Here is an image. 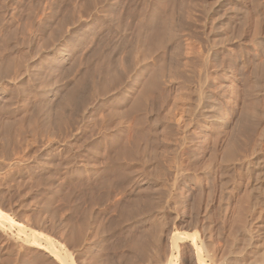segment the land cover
Listing matches in <instances>:
<instances>
[{
    "label": "rangeland",
    "instance_id": "1",
    "mask_svg": "<svg viewBox=\"0 0 264 264\" xmlns=\"http://www.w3.org/2000/svg\"><path fill=\"white\" fill-rule=\"evenodd\" d=\"M131 1L132 0H0V210L1 212L7 213L13 221L11 225L6 223L5 226H0V229H2L0 230V264H61L59 261L57 262V259L49 254V252L43 251L37 247H29L30 245L25 243L27 236H24L26 234L20 231V225L27 230L32 228L51 236L52 240L56 242L55 245L61 249L63 254L68 256L69 254L72 255L69 257L72 264H123L124 262V264H126L127 261L130 264V258L134 260L133 262L137 263V261H139L137 264H142V261L143 264H145V260L141 259L143 257L140 256V258L136 250H131L132 246L130 247L129 245L130 242L133 244L134 239L144 231V234H146L147 231L148 235L142 234L143 237L146 236L145 239L147 240L149 238L151 243L154 239V234H157V231H151L157 230V228L153 229V226L158 223L156 217L157 208L155 206L152 207L154 203L153 200L157 197L155 194H158V177L156 175L158 173L155 174V172L158 171L156 170V167L158 168L156 163H159L158 153L160 151L159 146H157L160 144L158 143L160 142V135L158 136V134H160V124L158 122L160 108L156 105L159 104L158 106H160L159 98L164 92L170 93L176 89L175 85H172L173 82H171L172 79H170L169 76V73H172L177 66L175 62H177V59L183 60L184 62L189 59L188 52H190L191 49L188 50V48L191 47V44L194 47L197 46V48L199 45L204 49L206 46L204 42L207 43V38H224L226 31L228 32L230 28L231 30L233 28L234 32L230 30L229 32L235 34L237 33V29L239 30L241 28L240 26H242L245 27L243 28V32L249 29V33L251 34L255 31H252V29L256 28L255 25L257 22L255 23V21L258 20V32L260 33L255 32V34L250 37L251 35L246 31L247 33L245 32L246 34L242 36L243 38L241 40L243 46L247 45L246 47L244 46L245 49L247 48L246 51L250 48V53L248 52L249 50L246 52L248 53L246 57L249 58H247V61L249 60L250 63L252 62L251 64L248 62L249 66L247 68H249V72L252 70L253 62L255 61L256 63L257 60L260 62L259 68L263 63L261 68L264 71V16L262 15L264 10H262L263 13L261 12V9H264V5L258 8L252 6L253 3V5H256V0H246L245 2L249 4H245L243 0L245 5L242 3V0H203L202 2L200 0V2L194 0V2L192 1L194 6L191 0L186 2L183 0L185 3L181 0H173L174 2L172 0H163L165 4L163 3L164 5L160 6V8H158V3H160V5L162 3L160 0H146L149 2L145 0H138L139 2L133 0L137 2V4ZM196 1L197 3H205L208 9L212 6L209 10L211 13L209 12V14L202 16L204 14L201 10L202 6H197ZM240 1L242 4H240ZM140 2L145 4L142 5ZM232 2H235L236 5ZM138 3L142 6H146V8L148 4L151 6L146 9L148 21L146 24L148 29L146 24L142 25V27H146V29H143L138 24L137 21L141 16H133V13L137 14L142 8ZM231 3L234 5L232 6ZM239 4L241 7L239 6L238 8ZM228 5H231L230 8L232 7V10ZM219 6L223 8V11L227 8L228 10L230 9L229 11L227 10V12H230L229 16H227L228 13L226 12H224V16H222L221 13L223 11L219 12L221 10ZM195 7H198L199 10ZM233 7L238 9L235 11ZM137 8L140 9L136 10ZM247 8L251 12L253 10V12L250 13ZM154 9H156L158 14ZM168 9L175 11L170 13L171 16L169 18L167 17L168 23L173 21L171 19H174L175 24H178L185 19V22L183 21L184 23H180L179 25H172L174 22L169 25L170 30H172L171 33H175V35L177 34V29L180 31L182 30V32L184 31L187 35L190 34V36L188 35L190 38H188L187 35L183 33L182 36L186 37L185 39H181L184 37L181 36L182 32H180L179 36L181 40L177 38L180 40L178 43L186 45H184L182 49L185 47L187 53H184L182 50L184 55L181 56L183 58L187 56L188 59H183L174 53L170 55L172 58L174 57V59L177 56L175 59L176 61L170 57L168 53L170 51L167 49L172 47H174L172 49H175L178 45L177 42L174 43L177 39L175 40L173 38L175 37L173 34V37L171 36L173 41L169 39L164 44L166 49H163V47H156L158 42L155 40L161 42L160 37L162 36V32L160 31L161 27H158V25H162L161 19L164 18L163 16H165V18L169 16V13H167L169 11ZM239 9L241 12H238L240 11ZM244 9H247V11ZM183 10H186L185 13L190 14V16L185 15ZM194 10L195 12L200 11L201 14H199V12L198 14L195 13ZM164 11L165 13H163ZM178 11H180L182 15ZM214 11L218 13L214 14ZM175 13L180 14L176 16ZM193 13L199 17L202 16V19L196 17ZM231 13L237 14L233 17ZM220 14L222 17H219L221 18L218 17ZM191 15L194 18L193 22L191 20L189 21V19H192ZM186 16L189 17V19H187ZM215 16L222 22L218 21V19H216L217 21L214 19L218 24L216 22L214 23L212 19L216 18ZM160 17H162L160 19L161 22L158 21ZM156 18H158V20ZM196 18L200 20L198 19L196 22ZM250 18L253 19H251L253 22ZM237 19L241 21L237 22ZM176 20H178V22ZM202 20L204 22H202ZM224 20L227 21V23H225L228 27L223 23ZM247 21L250 22L248 23ZM191 22L194 23L198 29H194L196 26L194 24L192 25ZM219 23L223 24V28L226 26L227 30L223 29L221 27L222 24L220 25ZM230 23L234 25L230 27ZM238 23L241 24L239 25ZM252 23H255V25ZM245 24H252L251 26L254 28L248 27V25L245 26ZM128 25H130L129 29L127 28L129 27ZM236 25L240 28L238 26L237 28ZM150 26H152L151 29H149ZM172 26L173 28L175 26V32H173L174 29ZM138 28L139 33L141 30H149L145 34L141 32V36L144 35L145 37L155 34L157 39L155 38L153 41L156 42V45H154L155 42L149 43L153 42L149 41V39L152 40L151 38L155 36H149L151 38L147 36L145 38L146 40L144 39L145 41L142 39L143 36H140L142 39V43L140 39V44L142 45L138 44L139 38H137L138 43L136 44V48L138 47L137 49H139L141 46L142 49H139V51L136 49L134 50L131 46L135 45L131 44H135L136 37L139 36H133V38L132 35L136 34L135 31H137ZM209 28L210 30H208ZM130 29H135V31L133 32ZM199 29L200 31H198ZM179 30H177V32ZM203 30L204 32H202ZM207 31L208 33L211 32V34H208ZM260 34L263 38H261ZM195 35L198 36L196 37ZM245 35H248L247 38ZM158 36H160V39H158ZM214 36L216 37L214 38ZM254 36L257 38H254ZM131 37L132 40L135 39L134 42L129 40ZM249 37L253 39L250 40L248 39ZM186 38H188V41H196V44L194 45L193 43L195 42L193 41L191 43L187 42ZM127 39L132 42H129L131 48L128 47ZM147 39L149 44H153L156 47L154 48V46H151L153 47L151 48L153 54L148 51L150 45L147 47ZM184 40L187 43H185ZM197 40H199V42H197ZM200 42L203 43L202 45H204V47ZM258 42L261 43L263 47L260 53L261 56L259 55L261 61L259 57L255 58L254 56V51L258 47ZM254 43H257V47H255ZM143 44L145 47H142L144 46ZM170 44L175 45L171 46ZM187 44L189 45L187 46ZM252 44H254V47ZM233 46L234 44L230 46L232 48L229 47L232 54L223 53L222 55L220 53V57H224L228 54L234 56H232V58L228 55L221 59V61L223 60L224 62L228 61V66L236 62V54L233 51L235 46ZM129 48L134 51V53L131 52ZM140 50H146V52ZM147 51L150 53L148 56L149 59L147 58L148 60L145 58V54H149ZM172 51L175 52V50ZM128 53L130 55L133 54V57L134 54H136L135 61L132 56L133 60L129 59V61L132 60L131 62L134 63L129 61V63H127L125 60L127 56H130L127 55ZM142 54L144 57H141ZM158 56L161 57L159 58L160 62L157 59ZM141 58H145L147 61L145 59L144 61L147 62L148 65H146L147 63L144 64L145 62L143 63V61L140 60ZM163 58L166 59L162 61L163 63L169 60L171 62L172 59L173 63L170 65V62H168V64L166 63L172 68L170 72L167 69L165 72L162 71L161 67L164 65L162 68L165 69L167 66L165 63L163 64L161 62ZM226 58L228 60H226ZM137 59H139L142 65L140 62H136ZM155 60L156 63H158L154 67L153 65L156 64L154 63ZM116 61L117 63H115ZM183 61L181 63H183ZM209 62L211 63V68L209 69L212 70V59H210ZM130 63L136 65L130 68ZM149 63H152V65L150 66ZM158 64H163L160 69L161 72H164L165 79L162 78L161 72V74H158L159 72L156 71L155 73H157L158 76L156 74L154 75L157 76L158 79L162 76L161 78L169 83H165L163 80L162 82L160 79L159 81L161 83L156 81L157 84L154 86L159 84L158 87H164L161 89L162 92L163 89L167 90L160 95L159 88H152L154 86H150L153 90L151 88L147 90L153 93H148L151 96L146 94V96L149 97L145 98L143 92L147 90L142 89L143 85L146 83V78L154 76L153 74L149 76V72H151L152 68L158 70L156 69L159 68ZM232 65L233 64L229 66V69L226 63H224L225 68L228 69H223V67L218 69L213 68V70L215 69L216 71L212 70L211 75V71L209 70V74L211 76L214 74L215 76L216 80L211 77L214 88L222 81L220 75H226H224L227 78L226 86L229 87L226 88L225 86V88L220 91L222 93V91L226 90V92L222 93V96L224 95L223 98L228 102L231 99L233 104L231 101L229 103L235 105L238 102V98L236 102L233 101L235 99L233 94L237 93L234 87L236 82L233 80L235 77L234 75H236L233 74L236 71V65ZM127 66H130L129 68L131 69L129 75L126 73V69H128ZM138 66H140V68ZM143 67H146V69ZM170 67L167 68L170 69ZM185 68H187V66ZM118 69L122 74L125 73V76L120 74L122 77H120L121 80L116 81V79H114V81H116V83H114L112 82L113 79L111 80L110 78L113 76L115 77V73ZM119 70L117 74L120 73ZM144 70L148 72L143 73ZM217 70H221V73ZM112 71H115L114 75L111 73ZM152 72H154V70ZM215 72L217 74L219 73V75H216ZM223 72L225 73L222 74ZM107 73H111L113 76L110 77L111 74L108 75ZM231 80H233V83H231ZM129 83L130 86H128ZM151 83L155 82H150V84ZM163 83H165L166 86H164ZM146 84L149 85L148 83ZM231 84H233L232 86L234 88H232L234 90H232ZM77 85H79V87ZM76 87L78 88L76 89ZM105 87L107 88L104 90L103 88ZM70 88L75 89V92L68 101L66 96ZM140 90L145 91L141 92ZM230 91H234L235 93ZM141 93L143 95H141ZM237 94H235V97L238 96ZM137 95L145 98H142L143 104L140 103L138 107L135 106L136 108L130 109V105L137 98ZM225 95L229 97V100ZM139 125H142L141 128ZM190 129V136L195 139L192 142L193 144H190L193 150L199 148L197 152H201L200 146H198L203 142V138L200 136L201 133L199 132L197 134L196 132L198 131L192 128ZM192 132L194 134H192ZM196 139H202L201 142L198 140L201 144ZM152 174H154V176ZM148 180L152 181L149 182ZM179 194H181L180 207H182L180 208V211L182 210L180 213H182L181 216H183V214L189 210L188 206L192 199H190V195L186 189H181ZM184 203L187 205V209L185 206L183 208V205H185ZM155 204L157 206V203ZM143 206H147V209ZM263 206L264 205H258L260 212L256 214V216L258 214L260 215L257 217L261 220H264V210H261V208L264 209ZM153 208L156 209V212ZM146 213L150 217H147ZM257 217L256 222L258 223L259 221L258 224H262V221L258 220ZM3 227H5V229ZM148 227L152 228L150 229ZM186 230L191 233H196L197 231L201 233L199 232L200 229L196 231L195 229L187 228ZM14 240L18 242L16 243ZM43 240L45 239H42V242L46 243V240ZM123 240H126L125 242L129 243V245H126ZM147 240L146 242H148ZM19 241L21 242V247ZM160 244L158 241L155 247L159 250V247H161V249L165 251V248ZM127 247H130V249H127ZM162 250L158 251L160 256L165 255V252L163 253ZM127 254H131L132 256H128ZM126 255L128 256L127 261L124 259ZM119 257H121L122 260ZM146 257H144V259L149 261V263L147 262L146 264L155 261L154 257V260L152 257H147L148 259ZM134 258L138 260L136 261Z\"/></svg>",
    "mask_w": 264,
    "mask_h": 264
},
{
    "label": "bare ground",
    "instance_id": "2",
    "mask_svg": "<svg viewBox=\"0 0 264 264\" xmlns=\"http://www.w3.org/2000/svg\"><path fill=\"white\" fill-rule=\"evenodd\" d=\"M139 1H141V0H139ZM139 1L137 0V2H139ZM160 1H162V3H161V5H160V3H158L159 4L158 8H160V6H163L165 4L163 2V0H160ZM181 1L183 3H185L188 0H184L185 2L183 0H181ZM192 1L194 2V0H191V3L194 6V3ZM200 1L202 2L203 0H200ZM245 1L246 0H244V3L247 4L248 2H245ZM131 2H134V4H137V2H135L133 0ZM146 2H149V1H146ZM235 2H232V3L235 4ZM140 3H138V4H140ZM150 3H151V1H150ZM196 3H197V1H196ZM219 3H221V2H219ZM242 3H243V0H242ZM242 3L240 1V4H242ZM143 4H145V3H143ZM156 4H157V2H156ZM158 4H157V6H158ZM202 4L203 3H197L196 4L197 6H199V5L202 6L201 10L204 13L202 16H204L205 14H209V12H210L209 10L212 6H210L208 9L205 3L203 5ZM234 4H232V6ZM240 4L238 5V8H239ZM253 4H252V6H256V8H258L259 6L264 5V0L263 1L262 0H256V2H255L256 5H253ZM136 6H138V5H136ZM149 6L150 5L148 4V7ZM220 6H219V8H220ZM228 6L230 8L231 5H228ZM128 8H130V7H128ZM147 8H146V6H142L141 9L140 8L136 9V10L140 9L139 10L140 12L137 11L138 12L137 14L133 13L134 17L135 16H141L139 18V20L136 17L138 20L137 22L140 25V27H142V25H145L148 22L147 21V15H146V9ZM161 8H163V7H161ZM195 8H197L199 10L198 7H195ZM214 8H213V10H214ZM224 8H225V6H224ZM238 8H234L235 11ZM220 9H219L220 10L219 12H222L223 8H220ZM247 9H244V10L247 11ZM154 10L156 12V9H154ZM187 10H189V9H187ZM225 10L221 13L222 16H224V14H223L224 12L228 13V15L227 14H225V15L229 16L230 12H227L228 8ZM262 10H264V9H261V12H262ZM185 11L186 10H183L184 13H185ZM248 11H250V10L248 9ZM127 12H129V11H127ZM155 12H153V13H155ZM172 12H175V11L169 10L167 12V13H169V16H166V18H165V16H163L164 17L163 19H161L162 17H160L159 20H158V18H156L160 22L162 20V22H161L162 25L161 26L158 25V27H161L160 31L162 32V36L161 35H160L161 37L158 36V39L161 38L160 39L161 42H159V40H155L158 42V44L156 45V42L153 41V39H155V38L157 39L155 34L147 35L148 37L149 36H152V37L155 36L154 38L149 37L152 39V40L149 39V41H153V42H149V43L155 42L154 45H156L157 48L163 47V49H166L164 46L165 42H167L173 36H175V37H173L175 40L177 38L180 39L179 35H180V32H182V30L180 31L179 29H177V30H179L178 31L179 33L176 30L177 34L175 35V33L174 34L171 33L172 30H170L169 24L174 22L172 25L176 26V25H179L180 23H184L185 19L183 20L184 22L183 21L180 22L179 19H181V18H179L178 20L180 23H178V24H175L174 19H171L173 21L168 23L167 20L171 16L170 13H172ZM178 12H180V11H178ZM181 12H182V10H181ZM194 12H195V10H194ZM198 12H199V14H201L200 11H198ZM198 12H195V13L198 14ZM238 12H241V10ZM252 12H253V10H252ZM252 12L250 11V13H252ZM148 13H150V12H148ZM156 13H155V15L158 14V13L157 14ZM163 13H165V11ZM195 13H193V15H196ZM217 13L214 11V14H217ZM179 14H176V16H178ZM221 14L218 15V17L221 16ZM235 14H237V13L232 14L233 17L235 16ZM94 15H96V14H94ZM155 15H153V16H155ZM163 15H165V14H163ZM181 15H182V13H181ZM185 15L190 16V14H187V13H185ZM185 15H183V16H185ZM262 15L264 16V13ZM202 16L199 17L196 15V17H199L201 19H202ZM186 17H184V18H186ZM207 17L209 18L208 15H207ZM221 17H219V18H221ZM240 17H241V15H240ZM251 17H252V15H251ZM199 18H196L195 21L197 22V20ZM219 18L216 17V18H213V19L211 18V19H212V21L214 19L215 20L218 19V21H221V20H219ZM187 19H189V17H187ZM193 19L194 18L192 16V19H189V21L191 20L193 22L194 21ZM251 19L252 18H250V20ZM154 20H155V18H154ZM178 20H176V21L178 22ZM215 20L213 21L214 23L217 21V20L216 21ZM263 20H264V17H263ZM169 21H170V19H169ZM239 21H241V20L237 19V22H239ZM192 22H191V24L193 25L194 23H192ZM202 22H204V21L202 20ZM208 22L210 23L209 20H208ZM225 22L227 23V21L224 20L223 23H225ZM261 22H263V21H261ZM97 23H99V22H97ZM226 23H225V25H227ZM255 23H256V25H255ZM255 23H252V24H254L256 28L251 26L252 24L251 25L247 24L248 27L254 28V29H252V31L255 30L251 34L249 33L250 32L249 29L246 30V31H248V34L251 35L250 37H252L255 34V32L260 33V32H258V28H259L258 20L255 21ZM238 24L240 25L241 23H238ZM130 25H128L129 26V27H127L128 29L130 28ZM182 25H180V26H182ZM233 25L234 24H231V26L230 25L229 26L232 27ZM247 25L245 24V26H247ZM175 26H174V28L172 26V28L174 29L173 32H175ZM222 26H223V24L221 25V27ZM237 26L238 25H236V27ZM146 27H147V24H146ZM146 27L145 28L142 27V28L146 29ZM151 27L152 26H150L149 29H151ZM227 27H228V25H227ZM240 27H239L240 28L239 30L236 28L237 29V33H235L236 35L232 33V32H234L233 28H232V30H231V28L229 29L230 31H232L231 33L229 32V30H228V32L226 31V35L224 36V38L213 39V37H211V35H210V37L212 39L207 38V43L204 42V44H206L205 47H204V45H202L203 43L200 42L201 45L204 47V49L201 48V46H199L198 43H197L198 48H197V46L194 47L191 44L190 48L187 47L188 50L191 49L190 52H188L190 54V55L188 54L189 59L187 58V56L184 58L181 56V55H184L185 52L187 53V51H185V47L182 49V47L185 44L181 45L180 43H178V42H180L181 39H185V37H186V36H182L183 33H185L183 31L181 33V36L184 38H181L180 40L177 39V41H174V43H176V42L178 43V45L175 47V49H172V48H174V47H172V48H170L171 50L170 49H167V50L172 52V53L168 52L169 55L174 53V54L178 55L179 57H181L183 59L186 58L188 60H185V62L182 60L183 63H181L182 61L177 59V62H175V64L177 63V66L174 69V71H172V73H171L170 70L172 68L167 65L168 62H170V60L168 62H166L167 64L164 62L167 66L165 67V69L162 68L164 66L163 65L164 63L162 61L166 60L163 58V60L160 59L163 64H160V65L158 64L159 68H156L158 70H155L154 68H152L151 72L153 70H154V72H152V73L149 72V76H150V74H153V75L156 74L158 76V74L162 73L161 75L163 77L162 76L161 77L164 78L163 73L165 72L166 69L169 70L170 75L169 74L168 75L170 76V79H172V81H171V82H173L172 85H175V88H176L175 91H173V92L171 91L169 93V92H164L167 89L166 90L163 89V92H164L163 93L161 89L164 87H162V86H161L162 88L158 87L159 84L157 86H154L155 84H157L156 81L161 83L160 81H162V80L164 81V79H165V78L162 79L161 77L158 79V77L155 75L152 77L151 76L148 77L149 79L146 78V83H148L149 85H147L146 83H144V85H143L142 89L147 90L148 88H151L150 86H154L152 88H156V87L159 88L160 95L163 93L159 98L160 106H158L159 102L157 103L158 105H156L157 107L160 108L159 119L157 118L158 122L160 124V134H158V136L160 135V142H158L160 144L157 146H159L160 151L158 153L159 156L157 155L159 157L158 158L159 160L157 159L159 161V163H156L158 165V168L156 167V170H158V171L155 172V174L158 173V174H156L158 177V179H157L158 180V183H157L158 194H155V195H157L158 198L157 197H156L157 199L155 198V200H157V201L153 200L154 203H153L152 207L155 206L157 208V216L156 215L155 216L158 219V223L155 224V226L157 225L156 227L153 226V229L157 228V230H151V231H154V232L157 231V234H154L153 240L151 239L152 243L149 240V238L147 240V239H145L146 236L143 237V235H148L147 231H146V234H144V232H145L144 231L142 233L143 235L140 234L141 236L138 235L136 237V239L142 237L145 240L142 238L137 239V240L134 239V243L131 244L132 242H130V245H129V243L125 242L126 240L125 241L123 240V241L126 243V245L128 244L130 247L132 246L131 250H136L139 257L142 256L143 258H141V257L140 258L142 260H145L146 263L147 262L149 263V261L144 259V257L147 256L150 258L152 257L153 260L155 258V261H154L155 263L152 261L154 264H264V222H263L264 220L258 219V217L260 216L259 214H258L259 216L257 215L258 217L256 216V214L260 212L258 209V205H261V206L264 205V71L261 68L263 63H262V65H260V68H259L260 62L257 60L258 62L256 61V63H255V61L251 59L252 61H254L253 62L254 64L252 65V70H250V72H249V70H248L249 68H247V67L249 66L248 64L250 62H249V60L247 61L248 57H246L247 56L246 54H248V53H246V52L250 48L246 51L247 48L246 49L244 48L245 45L243 46V43L241 40L243 38L242 36L244 34H246L247 32L246 31H245L246 33L243 32L244 31L243 28H245V27H242V26H240ZM139 28L137 31H135V29L134 30L130 29L133 32L135 31L136 34L138 33L137 35L132 33V34H134V35H132V37L133 36H135V37L139 36V37H136V41H135L136 43L135 44H133L132 42L129 41V40H131L134 42L135 39L132 40V37L129 40L127 39L128 40V47H130L131 45H135V46H131V47H133L134 50L136 49L138 51H139V49H142L140 46V45H142V44H140L141 37L143 36V38H142L143 40L147 37V36L144 37V35L141 36L140 33L144 32V34H145L149 31V30L142 31L141 30L142 28H141L140 29L141 31L139 33L138 32ZM195 28H197V26L194 27V29ZM147 29H148V27H147ZM156 29H158V28H156ZM211 29H213V28H211ZM223 29H226V26ZM208 30H210V28ZM217 30H218V28H217ZM220 30H222V29H220ZM127 31H129V30H127ZM198 31H200V29ZM202 32H204V30ZM202 32H201V34H202ZM207 33H208V31H207ZM172 34H173V36H172ZM194 34H197V33H194ZM208 34H211V32ZM158 35H159V33H158ZM184 35H187V34L185 33ZM188 35L190 36V34H188ZM188 35H187V37H188ZM195 36L197 37L198 35H195ZM245 36L247 38L248 35H245ZM245 36H244V38H245ZM260 36H261V34H260ZM215 37L216 36H214V38ZM250 37L248 39H250ZM137 38H139V43L137 42V40H138ZM188 38H190V37H188ZM188 38H186L187 42L191 43L193 41V42H195L193 44L194 45L196 44V41H194V40L188 41ZM201 38H200V40H201ZM254 38H257V37L254 36ZM258 38H259V35H258ZM261 38H263V37L261 36ZM142 39H141V43H142ZM252 39L253 38H251L250 40H252ZM186 41H185V43H187ZM129 42L132 44L129 45ZM146 42L148 43V39ZM146 42H145V44H146ZM197 42H199V40H197ZM137 43L140 44V45H138V46H140L139 49H137L138 47L136 48ZM149 43L146 44L147 47H148V45H150V48L148 49V51H150L151 54H153V51L151 49L153 47H151V46H154V45L149 44ZM181 43H183V42H181ZM245 43H246V41H245ZM233 44L235 46L233 51L236 54V55L234 54L236 56V62L234 61L235 64L234 63H231V64L236 65V69H235L236 71H235V73H233L236 75H234L235 77L233 80H234V82H236L235 83L236 85L234 86L235 90H236L235 92L238 93L237 94L233 91L235 94L238 95L237 97H235L236 95L233 94L234 95L233 97L235 99L234 100L232 99V100L234 102H236V99L238 98L237 99L238 102L235 105H232L233 103H232L231 99H230V101L232 104L229 103L230 101L228 102L225 98H223L224 95L222 96V93L226 92V90L222 91V93L220 91L223 88H225V86L227 85V78L225 77L226 75L224 74L225 72L222 73L225 76L220 75L222 78V81L219 84H217L215 86V88L213 87V84H212L213 80L211 79V77L213 79H215L214 74H213V76H211L213 68L218 69V68L223 67V69H228V68L230 69L229 66H231V64H229V66H228V64H227L228 61L224 62L222 60L223 61L222 62L221 59L228 56V55L231 56L230 54H232V53L230 52L229 47L232 46ZM254 44H255V47L258 46L255 50L256 52L254 51V56H255V58L259 57V60H260V58H261L260 53L262 52V49H263L262 44L259 42H258V44L257 43H254ZM254 44H252L253 47H254ZM256 44H257V46H256ZM166 45H167V43H166ZM172 45L174 46L175 44H172ZM188 45L189 44H187V46ZM171 46H169V47H171ZM252 46H250V47H252ZM142 47H145V45ZM156 47L154 46V48H156ZM130 48H129V50L134 53V51H132ZM230 48H232V47H230ZM144 49H147V48H144ZM129 50H127V51H129ZM172 50H175V52H173ZM182 50L184 51V53ZM140 51L146 52V50L145 51L140 50ZM142 52H140V53H142ZM248 52L250 53V50ZM129 53L127 55H130ZM220 53L222 55H223V53H226V54L230 53V54H228V55L225 54L226 56L220 57L221 56ZM60 54H61V52H60ZM65 54H67V53H65ZM146 54H145V56H146L145 58L149 59L148 56L150 55V53L148 55H146ZM135 55L136 54H134V57H133V54L130 56H127V59H125L127 61V63L131 62L133 59L135 61V57H136ZM131 56L133 57V59ZM254 56H252V57H254ZM141 57H144L143 54L141 55ZM170 57H171V55H170ZM176 57H175V59H176ZM145 58H141L140 60H142L144 63ZM159 58H161V57H159V56L157 57L158 61H159ZM129 59H132V60L129 61ZM172 59H174V57ZM172 59H171V62L169 63V65L171 63H173ZM210 59H212V61H213L212 70L209 69V68H211L210 67L211 63L209 62ZM156 60H155V62L154 61L153 62L156 63ZM226 60H228V59L226 58ZM137 61L140 62L139 59H137L136 62ZM231 61H233V60H231ZM115 63H117V61ZM131 63H134V62H131ZM146 63L147 62H145L144 64H146ZM157 63L154 64L153 66L155 67L157 65ZM224 63H226L228 68H225ZM133 65L131 64V67L130 66L129 67L132 68ZM141 65H142V63H141ZM146 65H148V63ZM149 65L151 66L152 63L151 64L149 63ZM150 66H149V68H150ZM186 66H187V68H185ZM129 67H128V69H126L127 72L125 71L128 75L131 72V69ZM138 67L140 68V66H138ZM160 67H161L162 71H164V72H161ZM167 67H170V69H168ZM149 68H148V71H149ZM263 68H264V66H263ZM144 69H146V67ZM186 69H190V70H186ZM259 69H260V72H259ZM261 69L263 72L261 71ZM118 70H117V72H118ZM124 70H125V68H124ZM209 70L211 71V75L209 74ZM136 71H137V69H136ZM148 71L144 70L143 73L148 72ZM156 71L159 73L158 74L155 73ZM217 71H219V70H217ZM231 71H232V69H231ZM114 72L112 71L111 73L114 75ZM117 72L115 73V77L111 73H110L111 75L107 73L108 75H110V77L113 76L110 79L111 80L113 79L112 82H114V83H116V81H118V80L120 81L122 78L120 76V74H122L121 71L118 74H117ZM141 72H142V70H141ZM230 72H229V74H230ZM107 74H106V76H107ZM124 74H122V76ZM216 75H219V73L218 74L216 73ZM136 76H137V74H136ZM156 77H157V79H156ZM165 77H166V75H165ZM217 77H219V76H217ZM152 78H153V80H152ZM114 79H116V81H114ZM149 80H151V81H149ZM233 80H231V83H233L232 82ZM150 82H155V83H151V84H153V85H151ZM164 82L169 83L168 81L167 82L164 81ZM218 82H216V83H218ZM228 82H229V79H228ZM77 83H79V82H77ZM130 83H132V82H130ZM130 83L128 86H130ZM165 83H163L164 86H166ZM136 85H138V84H136ZM232 85L233 84L230 85L231 88L233 87ZM77 86L79 87V85H77ZM103 86H104V84H103ZM78 87H76V89ZM145 87H147V88H145ZM228 87L226 86V88H228ZM106 88L107 87H105L103 89L105 90ZM111 88H112V86H111ZM233 88H232V90H234ZM1 89H2V87H1ZM145 90H143V91H145ZM143 91H141V92H143ZM149 91L147 90L146 92H143L145 98H148L149 96H151L148 93H153V92H151V91L149 92ZM74 92H75V89H73V88H70V90L67 91L66 98L68 99V101L73 96ZM230 92H232V91H230ZM143 94L141 93V95H143ZM146 94L149 96H146ZM227 95H225V96L227 97ZM136 97L137 98L130 105V109L138 107L140 105V103L143 104L142 98L143 99H145V98L142 96H139V95H137ZM158 97H159V95H158ZM231 97H232V95H231ZM227 98L229 100V97H227ZM67 99H65V100H67ZM143 107H145V106H143ZM118 119H120V118H118ZM138 119H139V117H138ZM58 121H59V118H58ZM140 121L142 122L141 119H140ZM141 126H140V128H141ZM190 128L198 131V132H196L197 134L199 132L201 133L200 136H201V138H203V140L201 139L203 142H201L200 139H198V140H200V142L202 144L203 143L204 144L202 145L196 139L201 144V145H198V146H200L201 152H199V151L197 152V149H199V148H197V149L194 148L195 150H193V148L190 144L195 140L192 136H190V133H189V132H191V131H189V130H191ZM139 132H141V131H139ZM145 133H147V132H145ZM192 134H194V133L192 132ZM155 135H157V134H155ZM140 136H142V135H140ZM158 161H156V162H158ZM152 175L154 176V174H152ZM150 179H152V178H150ZM151 181H149V182H151ZM146 188H149V187H146ZM181 189H186L190 195V199H192L190 201V205L188 206L189 210L186 213L183 212V213H185V214H183V216H181L182 213H180L182 211V210L180 211V208H182V207H180V205H181L180 195L182 193L179 194L181 192ZM149 196H150V194H149ZM186 196H187V194H186ZM187 197H185V198H187ZM151 198H152V196H151ZM155 203H157V206ZM146 205H148V204H146ZM184 206L186 208L187 205L186 204L183 205V208H184ZM146 207H144V208L147 209ZM150 209H152V208H150ZM153 209L156 212V209L155 208H153ZM261 210L263 211L264 209L261 208ZM137 213H138V211H137ZM152 216H153V214H152ZM147 217H150V216L147 214ZM256 217L258 220L262 221V224H258L259 221H258V223L256 222ZM146 220H148V219H146ZM6 223L11 225L13 223V221L11 220V218L8 216L7 213L1 212V210H0V226L1 227L5 226ZM19 227H20V231L24 232L26 234V235H24V236H27L25 243H28L27 245H30L29 247H31V246L35 247V248L37 247L43 251L49 252V254H51L53 257H55V259H57V262L59 261L61 264H72L70 261L71 259L69 260V257H71L72 255L69 254V256H68V255L63 254L61 249H59L55 245L56 242H54L52 240L51 236L46 235V234H44V233H42L36 229L31 228L30 230H27L22 225H20ZM3 228L5 229V227H3ZM148 228H150V227H148ZM187 228L188 229H195L196 231L198 229H200L199 232H201V233H198V231L196 232L195 230H193V231H195L196 233H191L190 231L186 230ZM0 230H2V229H0ZM2 232H4V231H2ZM150 234H152V233H150ZM24 239H23V241H24ZM42 239H45L46 243L42 242ZM45 240H43V241H45ZM146 240L148 242H146ZM158 241H159V244L161 243L162 247L165 248V251H163L161 249V247H159L160 250L157 247H155V245ZM19 245L21 247V242L19 243ZM27 245H25V246H27ZM22 247H24V246H22ZM130 247H127V249L128 248L130 249ZM61 248H62V246H61ZM20 250H21V248H20ZM161 250L163 253L165 252L164 256L159 255L158 251H161ZM78 252H77V254H78ZM95 252H97V251H95ZM130 253H132V252H130ZM127 255L124 256V259L126 261L128 260V256L131 254H129L128 256ZM139 257H137V258H139ZM119 258L121 259V257H119ZM137 258H134V259L137 261L138 260ZM140 258H139V260H141ZM129 260L131 262L130 264H132V262L134 261L132 258H130ZM138 262L139 261H137V263ZM152 262L150 264H153ZM127 263H128V261H127ZM134 263L137 264L136 262H133V264ZM141 263L143 264V261ZM118 264H120V263H118Z\"/></svg>",
    "mask_w": 264,
    "mask_h": 264
}]
</instances>
